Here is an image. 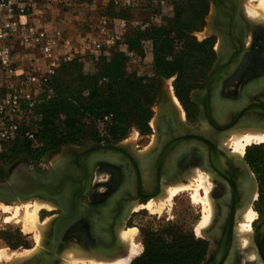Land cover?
<instances>
[{
	"label": "flooded vegetation",
	"instance_id": "obj_1",
	"mask_svg": "<svg viewBox=\"0 0 264 264\" xmlns=\"http://www.w3.org/2000/svg\"><path fill=\"white\" fill-rule=\"evenodd\" d=\"M210 2L212 11L209 17V25L212 32L211 36L217 39V48L215 47L216 58L207 76L191 90L189 94L191 102L189 104L183 101L179 95H170L164 89L162 82H159V93L155 104L157 107L154 120L155 140L137 144L136 147L132 143H128L131 147L129 163L133 168L132 161L134 160L140 167L145 166L152 171L155 170L153 173L156 174L155 166L158 154L162 149L171 145V152L167 155L162 167V173L166 175L161 179L162 189L169 183L186 182L196 172L205 174V178H208L204 180L205 185L207 183L211 187L209 188V198L214 205L213 216L210 224L205 228V233H203L208 242L210 255L208 256L207 252V259L204 264L208 260H213L218 253L223 254L226 258L222 264H228L230 259L235 264H264V173L262 170L264 153L256 154L259 161L255 164L249 161L247 152L234 155L231 151L232 147H228L226 144L230 138L229 132L248 126H231L235 116L226 122H218L214 119L215 114H213L212 121L202 119L203 99L209 73L216 61L219 60V53H223V51L224 53L226 51L233 52V49L229 47L227 36H225L227 39L224 40L221 38L223 36L220 35L224 31L229 33L228 25L232 17L236 26L235 37L240 38L245 32V49L236 57L235 62L229 64V71L213 84L210 110L218 114H221V110H240L247 105L246 98L251 95V99L260 106L259 112L264 115V24H257L250 28V24L253 25L255 21L244 15L241 0H227L226 7H213L212 0ZM250 29L252 31L251 45L247 43ZM226 58L228 61L231 60V56ZM244 115L247 113L242 116ZM89 141L97 144L123 143L122 141L102 142L95 138L74 145L86 146ZM174 154L177 155H175V159L173 158ZM173 160L175 161L173 162ZM52 166L39 172H46ZM97 170L106 171L109 177L103 181L105 183L103 190L94 184L93 176ZM123 180V165L119 164L113 169H109L104 165L95 164L91 181V198L90 195H86L83 200L93 204L102 197V201H104L106 198L103 195L111 194ZM152 185L151 190H146L147 185L144 186V192H156L158 186L155 180ZM202 190L200 196L203 197L205 194L203 193L204 189ZM188 193L191 198V190ZM240 194L243 196L240 197ZM151 198L141 197L135 204L142 205ZM248 206L256 212L251 223L252 234L248 244V248L255 252L256 258L247 260V253L242 251L246 247H243L241 234L237 232V223H240L243 218V211L245 212L249 208ZM240 207L242 209H238ZM248 248L245 252H250Z\"/></svg>",
	"mask_w": 264,
	"mask_h": 264
},
{
	"label": "trees",
	"instance_id": "obj_2",
	"mask_svg": "<svg viewBox=\"0 0 264 264\" xmlns=\"http://www.w3.org/2000/svg\"><path fill=\"white\" fill-rule=\"evenodd\" d=\"M208 10L209 0H174L167 16L127 33L125 42L129 51L137 53L142 62L153 65V75L149 78L128 73V56L118 49H103L98 57H93L97 70L89 78L77 72L86 56L64 64L52 79L53 93L44 97L35 109V113L41 116L35 122L36 138L40 144L32 146L31 141L24 137L26 127H22L20 136L6 145L0 155L6 157L7 153H16L35 161L47 158L64 143L81 144L82 140L93 138L85 119L103 117L107 113L113 115L107 139L110 142L122 140L133 127L148 132L159 81L176 76V89L188 96L197 86L201 74L215 60L214 41L210 38L198 41L193 35L204 26ZM104 12L124 18H133L136 14L117 11L112 6ZM145 38L153 42L149 51L141 45ZM68 75L71 78L64 85L63 80ZM260 152L264 153L262 146L249 148V161L258 162L256 154ZM262 166L264 173V159ZM8 241L13 248L29 247L23 236L16 241ZM207 252L205 239L167 227L148 232L143 252L129 264H204Z\"/></svg>",
	"mask_w": 264,
	"mask_h": 264
},
{
	"label": "water",
	"instance_id": "obj_3",
	"mask_svg": "<svg viewBox=\"0 0 264 264\" xmlns=\"http://www.w3.org/2000/svg\"><path fill=\"white\" fill-rule=\"evenodd\" d=\"M226 2L227 0H212L213 7H226ZM228 28L229 33L224 31L220 35L224 40L228 38L229 47L233 52L219 53V60L209 73L203 99L202 119L212 121L215 114L214 119L218 122H226L235 116L231 126L248 125L245 122L246 116L260 109V106L251 99V95L246 99L247 105L240 110H233L229 114L228 109L221 110V114L210 110L213 84L229 71V64L235 62L236 57L245 49V32L240 38L235 37L236 26L233 17ZM227 56H231V60L228 61ZM245 113L248 115L242 116ZM222 114H226V117L222 118ZM170 149L171 145H168L158 154L156 174L153 173L155 170L140 167L134 160L133 168L131 167L130 145L97 144L91 141L86 146L65 143L52 168L46 172L36 171L32 167H27L23 171L15 169L7 179L0 180L1 200H26L38 196L50 201L61 210V213L49 222L41 247L31 256L12 264H61L62 251L70 244H80L86 249L93 250L95 254L124 251L125 246L118 237V228L129 216L139 198L158 197L163 193L161 179L166 175L162 173V167L171 152ZM95 164L104 165L109 169L119 164L123 165L124 180L111 194L103 195L106 198L104 201L101 197L92 204L85 202L83 197L90 195ZM154 180L158 190L144 192L143 188L146 185V190L152 189ZM223 261L224 255L218 253L206 264H222Z\"/></svg>",
	"mask_w": 264,
	"mask_h": 264
},
{
	"label": "built area",
	"instance_id": "obj_4",
	"mask_svg": "<svg viewBox=\"0 0 264 264\" xmlns=\"http://www.w3.org/2000/svg\"><path fill=\"white\" fill-rule=\"evenodd\" d=\"M54 3L59 7L64 4L61 0H0V153L17 137L22 127H26V139H36L35 121L30 125L29 120L35 119L36 106L43 98L53 93L52 79L64 64L77 57H98L103 49H118L127 56L134 54L125 42L127 33L167 16L174 0H81L78 5H95L102 11L96 27L97 35L89 39L94 50L90 48L83 54L72 47L64 28L35 19L39 4L52 7ZM108 6L117 11L143 13L147 17L111 16L104 12ZM141 45L149 51L153 42L145 38ZM18 48L28 50L31 55L29 66L18 63L15 56ZM112 119L111 113L98 118L104 142L108 141Z\"/></svg>",
	"mask_w": 264,
	"mask_h": 264
},
{
	"label": "rangeland",
	"instance_id": "obj_5",
	"mask_svg": "<svg viewBox=\"0 0 264 264\" xmlns=\"http://www.w3.org/2000/svg\"><path fill=\"white\" fill-rule=\"evenodd\" d=\"M241 5L244 11V15L250 18V16L246 13L247 6L251 5L253 7H258V0H241ZM211 11H212V5L209 0V10L205 18V24L200 30L195 31L193 35L196 37L198 41H203L207 38L212 39L214 41L213 49L215 51V47L217 48V44H216L217 39L216 37L211 36L212 32L209 28V17L211 15ZM133 16L139 19H144L147 17V15L143 13H136ZM115 17L124 18L121 15H117ZM263 19H264V15H263V18L257 21L253 19L255 22H253V25L250 24V28H253L252 26L255 27L257 24H261V25L264 24ZM251 32L252 31L250 29L248 31V39H247V43L250 45H251V40H252ZM15 51H16L15 56H16V59H18L19 64L25 65V66H29L31 64L30 63L31 55L28 54L27 49L18 48ZM92 58L93 57L91 55H87L86 60L80 64V67L78 68V71H77L80 76L89 78L90 76L94 75V73H96L97 66L95 65L94 63L95 61H93ZM215 58H216V54H215ZM210 67L207 68V70L201 74L202 76L200 77V80L198 81L197 85L205 79V77L207 76L209 72ZM126 69L128 73H135L136 75H140L146 78H149L153 75L152 63L142 62L141 57H139L137 53H134L128 56V62H127ZM70 78L71 76L68 75V77H66L63 80L64 85L68 83L67 81ZM159 82H162L164 89L168 91L170 95H173V96L174 94L179 95L182 98V100L185 101L187 104L191 102L189 95L186 96L176 89L175 87L176 76H172L169 78H163ZM159 84H158V87H159ZM155 104L153 106L154 115L152 119L150 120L151 129L148 132H142L138 128L133 127L128 132L127 136L120 141H122L123 143H127V144L132 143L136 147L137 144L146 143L147 141L151 142L152 140L153 141L155 140L156 135L154 133V130H155L154 120L156 117L155 113L157 110V107ZM40 117H41L40 114L37 112L35 119L29 120L30 125L33 123V121L35 122L38 121ZM85 123L88 126V131L94 134L93 138H87V139L96 138L98 141H102L103 137L100 134V129H101L100 123L101 122L98 121V118L85 119ZM19 134L17 135V137L20 136ZM83 142H85V140H82L81 143ZM31 143H32V146L34 147H37L40 144L37 138L31 141ZM253 146H262L264 148V143H252L245 148L244 152H247V150ZM7 150H9V148ZM58 153H59V150L54 151L50 153V155L47 158H42L37 161L33 160L30 157L21 156L16 153L12 155H10V153H7L6 157H3L0 155V180L7 179L12 174V172L17 168H19V170H22V171L23 169L25 170L27 167H32V169H35L36 171H43L45 169H49L51 165L55 163ZM191 176H193L192 178H195V175H191ZM108 178L109 177L106 171L97 170L93 176L95 186L103 190V188L105 187V183L103 181ZM202 189L203 188L200 189V192L202 191ZM189 191L185 190L177 194L171 200V202H168L169 204H167L165 208L163 209V211L160 213L159 212L152 213L147 208H144L141 205H139L137 209L132 208L133 212L132 211L130 212L129 216L125 219L122 226L123 227H135L137 229L134 241L136 245L140 247V252L134 258L139 256L143 252L145 236L150 231H160L167 227H174L180 232L190 233V234H193L197 238L205 239L204 234L197 233V227L202 220V216L207 214V212H205L204 208L202 209L201 202L196 203L192 200V198L189 197L188 195ZM27 200L33 201L35 200V196L34 198L30 197ZM16 202H17L16 200H1L0 199V203H1V206H0V250L5 251V253L8 255L17 256L19 253L23 254L27 250H33L34 248L37 247L38 243L36 242V239H35V233L25 231L22 227V222L18 221L17 219L13 217V213H14L13 211H14L15 205L17 204ZM143 204H145V202ZM5 206H9L11 209L5 210L4 209ZM21 209L17 216L19 219H22L24 215L23 208ZM60 213H61V210L56 207H53L52 209H47L46 207H44L39 211L38 216H39L40 223L43 224L45 223V221L49 222L56 215H59ZM19 215L20 216L22 215L21 216L22 218ZM20 236H23L28 241L29 247L25 248V247L20 246L17 248H13L10 245L8 240L16 241L18 238H20ZM71 245L72 244H70L65 249H63L62 254H61L62 256L61 264H64V262L66 261L65 259L67 258L66 257L67 253H65V251H68L67 248H69ZM14 259L15 257H11V258L3 257L0 259V264H12L19 260L18 259L15 261Z\"/></svg>",
	"mask_w": 264,
	"mask_h": 264
},
{
	"label": "bare ground",
	"instance_id": "obj_6",
	"mask_svg": "<svg viewBox=\"0 0 264 264\" xmlns=\"http://www.w3.org/2000/svg\"><path fill=\"white\" fill-rule=\"evenodd\" d=\"M246 13L250 16V18L252 17L251 19H254L256 21L263 18L264 0H258V7H253L251 5L250 6L248 5L247 9H246ZM231 111H233V110H229L228 114ZM261 114L262 113H260L257 110L253 111L249 115L247 114L248 116H246L245 122L248 124V126H243V127L237 128L235 130H231L229 132L230 138L228 140L226 139L227 140L226 144L228 147L229 146L232 147L231 151L234 153V155L235 154L241 155V153L244 152L245 148L252 143L264 142V115L263 114L261 115ZM221 116H222V118H224V117H226V114H222ZM222 144H224V143H222ZM175 155L176 154L173 155L174 159L177 156V155L176 156ZM174 161L175 160H173V162ZM194 169L196 170V167ZM193 175H195V178H189L188 181H186V182L177 181V182L168 184V186L164 187L162 194H160L158 197H152L145 204H142L141 206H143L144 208H147L152 213H155V212L160 213L163 211L165 206L167 204H169L168 202H171V200L177 194H179L185 190H191L192 200L196 203L201 202L202 203V209L204 208L205 212H207V214L203 215L204 217L202 216V220L197 227V233H199V234L205 233L204 232L205 228L210 224V222L212 220V216H213L212 214H213V206L214 205L212 204L213 201H211L209 198V188H211V187H209V185H207V183L205 185V181H204L205 180V176H204L205 174L200 173V172H198V173L196 172ZM187 176H189V175H187ZM206 176H207V174H206ZM207 179L208 178H206V180ZM210 186H211V184H210ZM201 188L204 189V192H203L205 194V196H203L204 198L201 197L202 195L200 196V189ZM242 196L243 195L240 194V197H242ZM16 201H17L16 202L17 204L15 205V208L13 211L14 213L12 212L13 217L15 219H17L18 221L22 222V227L25 231L35 233V239H36V242L38 243V245L33 250H27L23 254L19 253L17 256L16 255H8L5 253V251L0 250V259L3 257H5V258L15 257L14 260L16 261L18 259L27 258V257L31 256L34 252H36L37 249H39L41 247L42 243L44 242L45 231H46L47 226L50 222V221L49 222L45 221V223L41 224L40 220H39V216H38L39 211L44 207H46L47 209H52L53 207H55L47 199H44V198L38 197V196H35V200H33V201L27 200V199L26 200H16ZM0 206H1V203H0ZM138 206H139V203H136L133 206V209H137ZM21 208H23V211H24L23 214L24 215L22 214L23 218L21 217L22 215L21 216L19 215L22 218V219H19L17 216H18ZM4 209L10 210L11 208L9 206H5ZM238 209H242V208L240 207ZM243 213H244L243 218L241 219L239 224L237 223V225H238V227H237L238 231L237 232H240V234H241L240 238L243 242L242 243L243 247H246L242 251H244V253H247V260H248V259L256 258L255 252L252 249L250 250L248 248V244H249L251 234H252L251 223L256 216V212L251 207H249L247 210H245V212L243 211ZM217 229H219V228H217ZM136 231H137V229L135 227H123L121 225L118 228L119 240L125 246V249L122 252L111 253V254H106V253L95 254V252L93 250L86 249L83 246H81L80 244L79 245L73 244L69 248H67L68 251H65V253H67L66 254L67 258L65 259L66 261L64 262V264H127V263H130L131 260L136 255H138L140 252V247L137 246L135 241H134ZM237 238H238V236H237ZM82 247H83V249H82ZM247 248L249 249L250 252H248V251L245 252V250ZM228 264H235V263L232 259H230Z\"/></svg>",
	"mask_w": 264,
	"mask_h": 264
},
{
	"label": "crops",
	"instance_id": "obj_7",
	"mask_svg": "<svg viewBox=\"0 0 264 264\" xmlns=\"http://www.w3.org/2000/svg\"><path fill=\"white\" fill-rule=\"evenodd\" d=\"M61 7L58 3L55 6L40 5L35 12V19L40 23H49L52 25L60 26L66 30L67 36L72 41V47L77 49L80 53H87L91 48L89 39L95 38L97 35V24L100 21L102 11L95 5H78L81 0H61L63 3ZM80 7V8H79ZM84 9V12L80 10ZM124 50V49H123Z\"/></svg>",
	"mask_w": 264,
	"mask_h": 264
}]
</instances>
